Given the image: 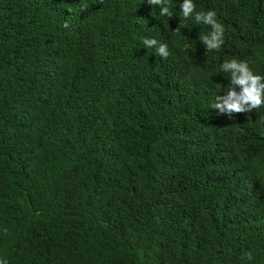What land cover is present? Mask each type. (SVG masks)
I'll list each match as a JSON object with an SVG mask.
<instances>
[{
    "label": "trees",
    "instance_id": "16d2710c",
    "mask_svg": "<svg viewBox=\"0 0 264 264\" xmlns=\"http://www.w3.org/2000/svg\"><path fill=\"white\" fill-rule=\"evenodd\" d=\"M0 264H264V0H0Z\"/></svg>",
    "mask_w": 264,
    "mask_h": 264
}]
</instances>
